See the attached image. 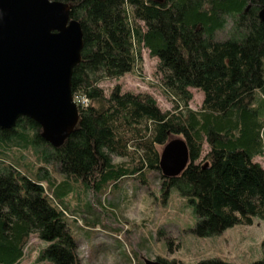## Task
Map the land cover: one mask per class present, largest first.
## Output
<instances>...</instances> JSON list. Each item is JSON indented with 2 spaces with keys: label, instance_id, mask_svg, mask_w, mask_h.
Listing matches in <instances>:
<instances>
[{
  "label": "trees",
  "instance_id": "obj_1",
  "mask_svg": "<svg viewBox=\"0 0 264 264\" xmlns=\"http://www.w3.org/2000/svg\"><path fill=\"white\" fill-rule=\"evenodd\" d=\"M57 1L69 3L83 27L72 91L89 105L79 107L78 126L59 146L28 117L0 128V264H20L34 234L48 242L39 262L83 264L69 220L77 210L67 198L88 191L99 197L127 178L144 183L150 173L161 179L164 203L172 188L188 199L197 236L264 220V167L255 161L264 154V0ZM229 22V36L221 38ZM143 49L159 60L170 110L149 93L117 85L107 95L101 85L134 72ZM190 88L204 92L199 109L191 107ZM173 136L186 141L190 161L180 175L165 177L160 148ZM14 147L35 159L11 156ZM262 247L253 264H264V240Z\"/></svg>",
  "mask_w": 264,
  "mask_h": 264
},
{
  "label": "rangeland",
  "instance_id": "obj_2",
  "mask_svg": "<svg viewBox=\"0 0 264 264\" xmlns=\"http://www.w3.org/2000/svg\"><path fill=\"white\" fill-rule=\"evenodd\" d=\"M231 27L229 22L220 37L227 38ZM142 55V65L134 72L106 80L101 85L107 95L117 85H121L123 92L149 93L157 99L161 109H172L173 102L164 93L158 58L151 57L148 49H143ZM190 90L194 96L191 107L201 108L204 92L198 88ZM178 139L183 138L173 136L170 141ZM165 146L160 148L161 152ZM208 151L209 146L205 144L200 160ZM10 154L24 156L26 160L35 159L31 151L17 147L12 148ZM255 161L264 167V154L257 156ZM57 176L62 179L59 174ZM142 179L144 183L135 178L124 179L99 197L90 191L85 195L79 189V193L83 192L79 194L80 199L76 195L67 198L70 209L77 210L70 212L69 220L79 241L83 264H145L146 260L159 256L187 264L214 259L229 264H253L263 258L264 220L261 218L255 217L251 225L236 224L221 234L200 237L194 233L197 217L188 199L182 197L177 188H172L164 203L161 179L153 173ZM76 184L83 188L82 184ZM47 246L48 242L32 235L20 264H51L48 260L38 261L41 250Z\"/></svg>",
  "mask_w": 264,
  "mask_h": 264
},
{
  "label": "water",
  "instance_id": "obj_3",
  "mask_svg": "<svg viewBox=\"0 0 264 264\" xmlns=\"http://www.w3.org/2000/svg\"><path fill=\"white\" fill-rule=\"evenodd\" d=\"M71 9L57 0H0V128L28 117L46 141L59 146L78 126L72 78L82 61L84 33ZM259 16L264 22V6ZM189 161L186 141H170L162 151V173L178 176Z\"/></svg>",
  "mask_w": 264,
  "mask_h": 264
},
{
  "label": "built area",
  "instance_id": "obj_4",
  "mask_svg": "<svg viewBox=\"0 0 264 264\" xmlns=\"http://www.w3.org/2000/svg\"><path fill=\"white\" fill-rule=\"evenodd\" d=\"M74 100L76 101L79 107L89 105V100L83 95L79 94V95L74 96Z\"/></svg>",
  "mask_w": 264,
  "mask_h": 264
}]
</instances>
